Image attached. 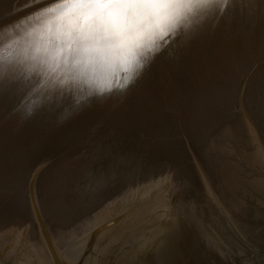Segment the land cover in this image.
Masks as SVG:
<instances>
[{
	"label": "water",
	"instance_id": "water-1",
	"mask_svg": "<svg viewBox=\"0 0 264 264\" xmlns=\"http://www.w3.org/2000/svg\"><path fill=\"white\" fill-rule=\"evenodd\" d=\"M0 264H264V0H0Z\"/></svg>",
	"mask_w": 264,
	"mask_h": 264
}]
</instances>
